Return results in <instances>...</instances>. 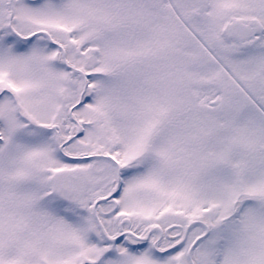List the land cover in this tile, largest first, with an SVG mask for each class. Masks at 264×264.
<instances>
[{
  "label": "snow or ice",
  "instance_id": "6c2138e0",
  "mask_svg": "<svg viewBox=\"0 0 264 264\" xmlns=\"http://www.w3.org/2000/svg\"><path fill=\"white\" fill-rule=\"evenodd\" d=\"M0 264H264V0H0Z\"/></svg>",
  "mask_w": 264,
  "mask_h": 264
}]
</instances>
